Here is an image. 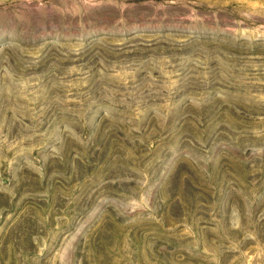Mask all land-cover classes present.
<instances>
[{
    "label": "rangeland",
    "instance_id": "obj_1",
    "mask_svg": "<svg viewBox=\"0 0 264 264\" xmlns=\"http://www.w3.org/2000/svg\"><path fill=\"white\" fill-rule=\"evenodd\" d=\"M0 264H264V0H0Z\"/></svg>",
    "mask_w": 264,
    "mask_h": 264
}]
</instances>
